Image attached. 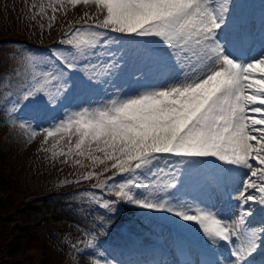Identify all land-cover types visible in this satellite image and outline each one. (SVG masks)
Masks as SVG:
<instances>
[{"label":"snow or ice","instance_id":"snow-or-ice-1","mask_svg":"<svg viewBox=\"0 0 264 264\" xmlns=\"http://www.w3.org/2000/svg\"><path fill=\"white\" fill-rule=\"evenodd\" d=\"M79 5L95 11L69 21L57 41L66 47L44 56L24 49L12 68L13 86L2 97L10 124L28 143L42 136L39 150L54 162L103 166L68 182L95 179L93 188L116 197L80 194L111 214L98 217L100 234L122 201L198 226L208 242L228 248V264H257L253 254L264 257V18L259 47L245 50L249 34L232 0H48L39 14L51 10V28L56 12ZM138 64L170 73L174 82L140 83ZM129 67L140 72L137 86L117 87L114 79ZM85 92L102 95L69 111ZM199 168L223 178L218 199L238 201L231 217L209 203L213 194L182 198ZM84 235L83 249L72 245L76 253L90 257L89 264H109L96 258V234Z\"/></svg>","mask_w":264,"mask_h":264},{"label":"rangeland","instance_id":"rangeland-1","mask_svg":"<svg viewBox=\"0 0 264 264\" xmlns=\"http://www.w3.org/2000/svg\"><path fill=\"white\" fill-rule=\"evenodd\" d=\"M234 1L235 0H232L233 3H235ZM47 2L48 0H0V38L6 36L18 38L22 37L33 40L38 44L50 43L54 34L59 32L62 28H64V26L68 25L69 21L78 19L85 10L89 11L90 14L95 11L94 6H90L89 8L85 9L83 5H79L75 9H69L67 13L56 12V20L52 22V27L49 28V18L53 15L51 10L46 9L43 18L39 14V4L43 3L46 5ZM25 4H27L28 7V12L26 13L27 15L22 20H16L14 13H16V10L19 9V7H24ZM33 5H37V7H33ZM18 33L21 34L20 37L16 36ZM11 46H17V43H12V45L9 46L2 45V47ZM31 52L35 55L44 56V53L42 54L40 51L32 50ZM8 56L10 57L11 55L0 53V63L2 65H6L10 62ZM7 84V80L1 79L0 88L3 94L7 91L5 90ZM79 107L85 106L83 104H79L74 109ZM7 126L9 125L0 126V134ZM24 137H26L25 144L19 146L15 139L10 153L5 158H3V160H0V166L4 169V172L8 177L13 174L15 175V173L25 171L23 173L24 180L17 184L19 186L17 191H19L18 193L21 195L15 193L16 195L13 196L17 204H20L22 202L21 200L25 196L27 197L32 195L26 200L24 199L19 205L25 206L26 202L29 200L27 206L24 209L17 210L19 207L17 206L16 210H14L16 211L14 216L17 217L19 214V217H21L24 221L37 226L38 235L35 238H32V240H26L27 236L21 237L20 240L22 243L24 242L25 244H29L33 251H38V248L45 247L48 258L52 257L57 264H70L63 250V245L59 244L56 237L52 234L54 229H58L60 227V231L62 232V222H60L59 217H49V211L47 208L43 210H37L36 196L41 192H60V190L72 185L68 182L73 181L74 177H79L88 171H94L97 173L101 172L103 166L93 169L86 160L87 166L84 168L72 166L71 162H69V164H61L59 161L54 162L50 159L49 153L39 150L41 147V141L43 139L42 136L36 137V139L31 143L27 142V135L25 133L20 138ZM49 143H51V141ZM59 160H63V157H60ZM102 177L103 176H101L100 179ZM97 182V180L93 179L83 181L81 182V185H93ZM5 193H7V191L4 189L3 183H0V196H5ZM50 206L53 208L55 205L52 203ZM19 211L22 212L18 213ZM8 221H13L15 224L22 226V223H20L19 220L14 219L12 215L8 217ZM65 230L66 229H64V231ZM6 239L12 242L10 237H7ZM35 248L36 250H34ZM16 254L17 252H14L9 256L10 259L13 260L12 263L26 264V262L19 261L21 260V257H17ZM35 256L41 255L38 253ZM89 259L90 257H86L79 264H89Z\"/></svg>","mask_w":264,"mask_h":264},{"label":"trees","instance_id":"trees-1","mask_svg":"<svg viewBox=\"0 0 264 264\" xmlns=\"http://www.w3.org/2000/svg\"><path fill=\"white\" fill-rule=\"evenodd\" d=\"M6 174L4 170L0 166V182L3 183L4 189H6L7 193H5V196H0V264H19V263H12V259H10V255H12L14 252H17V257H21L22 262H26V264H32L34 256L36 254L45 255L47 256V259L43 264H57L52 257L48 258V255L46 254L47 251L45 247L38 248V251H33V249L30 248L29 244L22 243L21 240L16 238L13 235V231L10 230L9 225L5 224V222L1 218V214L5 213L6 211H12L17 208L18 205L16 200L13 198L14 195L19 194L17 191L18 185L16 187L11 186L8 182H5L6 180ZM16 193V194H15ZM21 195V194H19ZM10 237L12 242L10 240H7L6 238ZM7 240V241H6ZM26 240H32V237L27 235ZM36 250V248L34 249ZM20 251V253H19ZM37 252V253H36Z\"/></svg>","mask_w":264,"mask_h":264},{"label":"bare ground","instance_id":"bare-ground-1","mask_svg":"<svg viewBox=\"0 0 264 264\" xmlns=\"http://www.w3.org/2000/svg\"><path fill=\"white\" fill-rule=\"evenodd\" d=\"M239 1L240 0H235L234 2L235 3H238ZM64 27L67 28V26H64ZM118 35H122V34H118ZM129 37L130 36H123L124 39H126V40H133V41H140L139 38H141V41H144V40L149 39V38H142V37H135V38H133V36H131V38L129 39ZM139 65L142 67V65H144V64H139ZM1 66H2V64L0 63V78L1 79H5V80H8V76L10 75V72L12 71V68L9 67L8 63L4 66V68H1ZM11 79H12V77H11ZM159 80H162V79L159 78ZM172 82H174V81H171L169 78H166L165 81H162V83H165V84L166 83H172ZM206 182H207L208 187H209V184L211 182L208 179H206ZM213 198H214V194L212 196L211 202H212ZM194 199L195 200H201V199H204V197H202V196H196ZM233 202L235 204H237L236 203L237 201H233ZM235 204L231 203V204L227 205L226 207H224L223 210H219V211H221V215L224 216V217H226V218L227 217H231L232 216V212H233V208H231V206H233ZM229 210H231V212H229ZM152 212L154 214H156L155 211H152ZM72 213H74V211H72ZM61 214H62V212L59 214V217H61ZM228 214H230V216H228ZM52 215H53V213H52ZM259 251L260 252H264V249H260ZM254 254L258 255L260 257V259L264 258L259 253H254Z\"/></svg>","mask_w":264,"mask_h":264}]
</instances>
